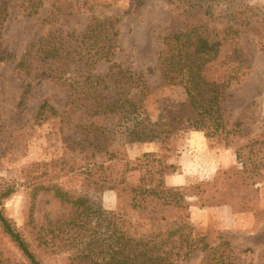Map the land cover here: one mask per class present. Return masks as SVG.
<instances>
[{
    "label": "rangeland",
    "instance_id": "obj_1",
    "mask_svg": "<svg viewBox=\"0 0 264 264\" xmlns=\"http://www.w3.org/2000/svg\"><path fill=\"white\" fill-rule=\"evenodd\" d=\"M192 1L198 4L197 11L166 0H0V189L15 186L12 195L0 199V210L29 239L42 264H74L70 258L84 246L77 239L70 243L59 237L55 240L56 251L43 250L39 254L33 240L36 230L43 228L45 233L49 228L46 217L54 223L61 221L67 216V209L50 194L41 195L32 203L23 171L35 164L43 166L63 159L78 162L80 158L70 152L69 142L82 139L78 127L85 123L99 127L98 132L114 131L115 148L129 160L152 152L176 166V172L165 178V183L187 189L185 194L191 204L189 223L194 233L221 232L214 244L229 243L232 264H264V0ZM181 8H188L187 13L194 19L199 15L210 29L220 30L236 18L251 20L249 27H242L234 44L219 46L215 60L204 69L208 81H229L220 103L224 118L229 124L240 123V129L227 139L222 135L207 138L203 131L189 127L190 110L180 82L162 85L157 55L163 36L182 28L178 19ZM92 17L117 20L118 49L113 62L145 82L143 114L150 123L159 124L157 130L164 132L161 137L129 143L124 139L126 131L117 121L118 116L103 118L76 110L64 113L63 120L34 122L44 99L59 113L65 112L68 89L37 76L34 67L28 72L19 70L18 61L31 41L51 33L64 36L82 32ZM107 67L101 61L94 73L101 76ZM253 166L255 170L250 172ZM57 176L55 182L87 194L103 210H116L114 190H97L71 173ZM136 179L137 172L129 176L130 183ZM31 205L35 207L36 230L29 224ZM147 227L145 224L139 232ZM54 232L58 234V230ZM0 254L16 263L28 264L1 231ZM202 261L203 254L194 252L189 260L177 264Z\"/></svg>",
    "mask_w": 264,
    "mask_h": 264
},
{
    "label": "trees",
    "instance_id": "obj_2",
    "mask_svg": "<svg viewBox=\"0 0 264 264\" xmlns=\"http://www.w3.org/2000/svg\"><path fill=\"white\" fill-rule=\"evenodd\" d=\"M166 1L179 7L185 4L190 10L198 7L192 0ZM188 8H181L182 13L178 15L182 28L163 36L156 67L163 86L180 82L190 110L189 127L203 131L207 138L222 135L227 139L240 129V123L229 124L224 118L220 103L229 81L224 78L219 82L208 81L204 69L215 60L219 46L233 43L242 27H249L251 20L236 18L233 24L228 22L220 30L210 29L199 15L194 19L188 14ZM116 23L114 17H92L82 32L64 36L51 33L31 41L16 67L23 72L34 67L37 76L68 89L67 110L59 113L44 99L33 118L36 124L63 120L64 113L76 110L103 118L118 116L117 121L126 131L124 139L129 143L161 137L164 132L157 130L159 124L150 123L143 114L141 100L147 88L145 82L141 76L132 75L113 62L118 49ZM1 55L0 60L3 59ZM101 61L108 67L100 76L94 70ZM78 128L82 130V139L69 142V150L75 158H80L79 163L63 159L43 166L35 164L23 171L32 203L41 195L50 194L67 209V216L61 221L54 223L47 216L49 228L43 233V228L37 232L34 227L35 207L31 205L29 224L36 230L33 240L39 254L43 250L56 251L55 240L62 237L70 243L77 239L84 246V250L70 258L76 262L74 264H177L189 260L194 252L203 254L202 264H232L229 243L214 244L216 236L221 238V232L194 233L189 223L191 204L185 194L187 189L165 183V178L176 172V166L152 152L129 160L115 148L114 131L100 129L98 132L99 127L92 123L81 124ZM236 159H240L239 153ZM254 170L255 166L250 172ZM63 172L81 176L84 183L97 190H114L116 210L105 211L87 194L55 182L57 174ZM135 172L137 179L130 183L129 176ZM14 191V184L2 187L0 199L8 198ZM145 224L148 227L139 232ZM0 231L28 264H42L32 251L29 239L1 210ZM225 251L229 254H224ZM0 264L19 263L0 254Z\"/></svg>",
    "mask_w": 264,
    "mask_h": 264
}]
</instances>
